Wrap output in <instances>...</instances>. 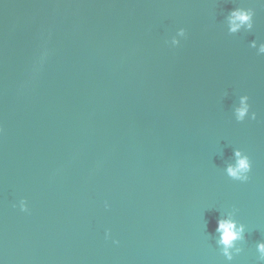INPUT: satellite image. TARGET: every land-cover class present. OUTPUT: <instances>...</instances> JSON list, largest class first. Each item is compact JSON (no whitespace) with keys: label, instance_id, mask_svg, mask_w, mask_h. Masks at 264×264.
Here are the masks:
<instances>
[{"label":"water","instance_id":"1","mask_svg":"<svg viewBox=\"0 0 264 264\" xmlns=\"http://www.w3.org/2000/svg\"><path fill=\"white\" fill-rule=\"evenodd\" d=\"M262 45L264 0H0V264H170L264 162Z\"/></svg>","mask_w":264,"mask_h":264},{"label":"clouds","instance_id":"2","mask_svg":"<svg viewBox=\"0 0 264 264\" xmlns=\"http://www.w3.org/2000/svg\"><path fill=\"white\" fill-rule=\"evenodd\" d=\"M253 11L248 9L237 8L231 11L228 22L229 31L237 32L241 27L246 26L247 28L252 27ZM184 30H181L183 34ZM253 46H255L253 44ZM261 52H264V45L260 48ZM248 97L244 96L240 100V104L235 109L236 119L243 121L245 116L249 112L250 105L247 103ZM256 113L253 112L251 115V120H256ZM235 163L229 164L226 168V174L229 178L241 183H245L250 179V173L252 171V162L247 154H243L240 150L234 151ZM105 208L110 207L107 201H105ZM16 207V205H13ZM19 209L22 212H28V203L25 199L19 201ZM216 231L220 234L218 243L223 246V254L229 259H232L231 249L235 248V242L243 239V234L245 231L244 224H237V222L232 218L219 219L216 223ZM110 230L105 231V238H110ZM113 243H119V241H113ZM257 250L261 254V259H264V242L257 245ZM239 252V249H236Z\"/></svg>","mask_w":264,"mask_h":264}]
</instances>
